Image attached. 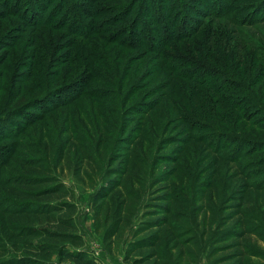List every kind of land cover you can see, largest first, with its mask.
I'll return each instance as SVG.
<instances>
[{
  "label": "rangeland",
  "instance_id": "374dc122",
  "mask_svg": "<svg viewBox=\"0 0 264 264\" xmlns=\"http://www.w3.org/2000/svg\"><path fill=\"white\" fill-rule=\"evenodd\" d=\"M30 3L0 0V115L50 112L9 142L2 180L33 183L0 186V264L52 227L3 198L56 181L100 264H264V0Z\"/></svg>",
  "mask_w": 264,
  "mask_h": 264
},
{
  "label": "trees",
  "instance_id": "16d2710c",
  "mask_svg": "<svg viewBox=\"0 0 264 264\" xmlns=\"http://www.w3.org/2000/svg\"><path fill=\"white\" fill-rule=\"evenodd\" d=\"M29 2H31L30 4L34 6L33 8H35V12L39 13L45 8L43 7L42 10L37 8L40 7V0H27L28 5ZM7 43L8 45H10L11 42L8 41ZM3 45H0V50L3 48ZM4 56L0 57V66L5 61ZM20 96L21 87L18 86V89L11 97L8 105L13 106V104L19 99ZM38 105L39 104L35 105L34 102L27 107L14 111H8L6 113H3L2 116L0 115V144H4L5 146L0 148V186L2 188L10 187V190L16 192L15 188L29 187L31 186V183H33V180H29L27 178H10L2 180L1 168L8 166L13 153L16 154L15 152L18 147L17 144H15L14 147V145L10 146L9 142L12 141L18 143V138L22 135L26 127L32 125L35 121H37L35 120L36 118L39 119L40 117L45 115V113L47 114L50 112H46L48 108L38 109V107H40L42 104L40 106ZM41 112L44 114H42ZM196 131L199 132L200 129L197 128ZM56 182L40 193H45L48 198L59 196V200L50 202L44 201L39 202L38 204L32 203L31 201H28L31 203L27 204H22L21 202L20 204H15L14 200L3 198V201L5 203V207L3 208L4 213L10 214L12 216H27L32 214L33 216L41 218L46 217L52 227L50 230H39L34 228L23 229L18 232L19 234H27L37 238H41L47 242L46 246H32V251L30 252V254L35 257H41L40 260L35 257H33L34 259L30 261L26 259H12L1 264H45L52 260L54 254L58 256L61 263L73 262L75 264H100L99 260H96L93 256V253L90 252V250L86 247L84 236L80 231V227L76 219L77 206L72 201H64V198L72 197L70 190L65 184ZM8 233H10L12 238L17 237L18 234L16 233V231L13 232L11 228L8 229ZM111 236H115V234ZM154 238L156 239L157 237L155 236ZM154 238L147 241L142 239L141 243L139 244L140 250L144 248V244H152L153 246V244H155L153 242ZM168 239L178 241V236H175V234H173L172 237H168ZM131 252H137L136 244L130 247L129 254H131ZM36 259L38 260V262ZM135 263L142 264L143 262L141 261V259H139V261H136Z\"/></svg>",
  "mask_w": 264,
  "mask_h": 264
}]
</instances>
